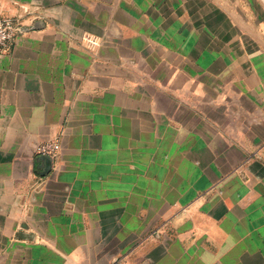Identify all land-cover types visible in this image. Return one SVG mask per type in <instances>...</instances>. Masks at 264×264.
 <instances>
[{
  "label": "crops",
  "instance_id": "crops-1",
  "mask_svg": "<svg viewBox=\"0 0 264 264\" xmlns=\"http://www.w3.org/2000/svg\"><path fill=\"white\" fill-rule=\"evenodd\" d=\"M263 1L0 0V264H264Z\"/></svg>",
  "mask_w": 264,
  "mask_h": 264
},
{
  "label": "built area",
  "instance_id": "built-area-1",
  "mask_svg": "<svg viewBox=\"0 0 264 264\" xmlns=\"http://www.w3.org/2000/svg\"><path fill=\"white\" fill-rule=\"evenodd\" d=\"M23 21L18 17L0 16V51L6 52L13 45L16 37L23 31ZM59 146L47 141L35 147V153L55 158Z\"/></svg>",
  "mask_w": 264,
  "mask_h": 264
},
{
  "label": "water",
  "instance_id": "water-1",
  "mask_svg": "<svg viewBox=\"0 0 264 264\" xmlns=\"http://www.w3.org/2000/svg\"><path fill=\"white\" fill-rule=\"evenodd\" d=\"M24 31V29H22Z\"/></svg>",
  "mask_w": 264,
  "mask_h": 264
},
{
  "label": "rangeland",
  "instance_id": "rangeland-1",
  "mask_svg": "<svg viewBox=\"0 0 264 264\" xmlns=\"http://www.w3.org/2000/svg\"><path fill=\"white\" fill-rule=\"evenodd\" d=\"M263 1V0H262ZM264 2V1H263Z\"/></svg>",
  "mask_w": 264,
  "mask_h": 264
}]
</instances>
